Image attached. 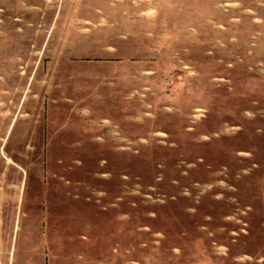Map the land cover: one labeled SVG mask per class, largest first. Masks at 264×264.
<instances>
[{"label":"rangeland","instance_id":"rangeland-1","mask_svg":"<svg viewBox=\"0 0 264 264\" xmlns=\"http://www.w3.org/2000/svg\"><path fill=\"white\" fill-rule=\"evenodd\" d=\"M0 264H264V0H0Z\"/></svg>","mask_w":264,"mask_h":264}]
</instances>
